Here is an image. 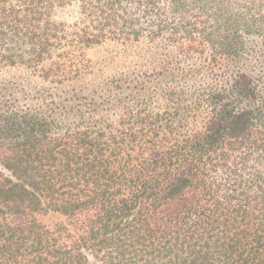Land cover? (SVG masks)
<instances>
[{"label": "trees", "instance_id": "1", "mask_svg": "<svg viewBox=\"0 0 264 264\" xmlns=\"http://www.w3.org/2000/svg\"><path fill=\"white\" fill-rule=\"evenodd\" d=\"M109 44L138 69L68 89ZM13 68L0 264H264V0H0Z\"/></svg>", "mask_w": 264, "mask_h": 264}, {"label": "rangeland", "instance_id": "2", "mask_svg": "<svg viewBox=\"0 0 264 264\" xmlns=\"http://www.w3.org/2000/svg\"><path fill=\"white\" fill-rule=\"evenodd\" d=\"M88 54L92 60L91 72L84 75L81 80L77 81L73 85L67 86L68 89L76 87L81 88L84 85L87 87H92L90 85L97 84L101 80L102 74L113 75L116 73H128L138 69L139 63L142 62L134 54L122 53L120 48L109 45H99L88 50ZM2 79L17 80V93L21 89L23 91H38L40 89H49V86L39 77H32L29 73L21 68H13L7 72L0 73V81ZM153 83V82H152ZM22 91V90H21ZM47 92V91H46ZM0 172L5 173L6 170L0 163ZM95 264H104L102 262H96Z\"/></svg>", "mask_w": 264, "mask_h": 264}]
</instances>
